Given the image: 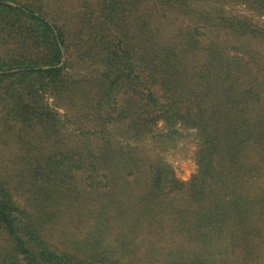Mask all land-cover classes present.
I'll return each mask as SVG.
<instances>
[{
	"label": "trees",
	"instance_id": "trees-1",
	"mask_svg": "<svg viewBox=\"0 0 264 264\" xmlns=\"http://www.w3.org/2000/svg\"><path fill=\"white\" fill-rule=\"evenodd\" d=\"M58 1L0 0V264H138L122 259L150 217L188 246L142 264H264V0H81L73 27L49 17ZM179 129L198 140L195 173L154 158L115 246L106 209L51 242L78 172L87 203L143 166L132 144L153 140V158Z\"/></svg>",
	"mask_w": 264,
	"mask_h": 264
},
{
	"label": "rangeland",
	"instance_id": "rangeland-1",
	"mask_svg": "<svg viewBox=\"0 0 264 264\" xmlns=\"http://www.w3.org/2000/svg\"><path fill=\"white\" fill-rule=\"evenodd\" d=\"M81 0H59L58 3H51L49 9V17L55 21L57 25H62L68 22V16L70 11L77 9L78 2ZM232 11L240 14L251 16L249 12L245 11L241 6H230ZM252 20L258 24H262L263 20L255 15L251 16ZM72 18L71 22H68L69 27H73L72 23L76 22ZM186 23V22H185ZM179 22L175 23L178 26ZM64 58H62V61ZM66 72L74 76H83L84 70L78 66V68L65 69ZM81 73V74H80ZM52 104V99L49 100ZM57 111L62 115L64 112L63 108L57 107ZM162 124H158V130H161ZM180 137L177 143L172 149H157L156 155L152 158V154L148 151L154 146V142L151 139L144 140L141 143L132 144L138 150L144 153L143 166L138 168L137 173L132 177H129L125 183L111 185V190L103 188L101 195L90 197L92 200L86 197L88 202L86 203L83 199V192L87 189L86 182L87 175L77 173L74 177L73 184L78 189L79 193L77 196H72L71 202L64 207L63 220L58 223L53 230V236L51 242L55 243L60 247H68L73 244V241L82 239L87 228L93 224L90 218L89 212H96L99 209H106L109 213H117L119 218L114 221L111 220V235L109 237V244L115 246L118 239H111L116 233H122L125 231L126 226L129 225L127 220L129 215L135 213L139 209L138 197L143 195L144 191L147 190L149 185V163L155 158L161 163L169 165L175 177L179 181L186 182L192 174L196 171V165L194 160V154L197 149V138L193 131L179 129ZM158 132V131H156ZM67 142V139H66ZM124 144L130 143L131 140H123ZM132 143V142H131ZM69 145H73L71 139L68 140ZM12 152V150H11ZM6 154H9L6 151ZM11 154V153H10ZM147 159V160H146ZM122 187L121 191L116 190L118 187ZM113 188V189H112ZM110 191L109 193H107ZM122 213V215H121ZM151 218V217H150ZM142 219L141 224L144 226L138 229L137 234V248L126 255L122 260L129 262L132 261L138 264L145 263L146 251L151 248H167L180 247L186 248L188 245L181 237H175L176 233L168 229L165 224H157L156 220ZM150 222V224H149ZM149 225V226H148ZM118 236V235H117ZM258 255L264 254V243L258 248ZM148 254V253H147ZM149 261H155L156 258L160 259L159 252L149 253ZM259 260H257L258 262ZM259 263V262H258Z\"/></svg>",
	"mask_w": 264,
	"mask_h": 264
}]
</instances>
